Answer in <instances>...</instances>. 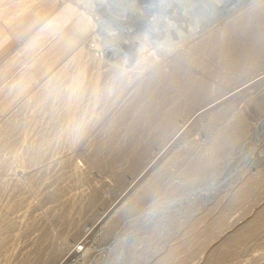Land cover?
<instances>
[{"label":"rangeland","instance_id":"rangeland-1","mask_svg":"<svg viewBox=\"0 0 264 264\" xmlns=\"http://www.w3.org/2000/svg\"><path fill=\"white\" fill-rule=\"evenodd\" d=\"M108 2L0 0V264H264V0L135 51Z\"/></svg>","mask_w":264,"mask_h":264},{"label":"water","instance_id":"water-1","mask_svg":"<svg viewBox=\"0 0 264 264\" xmlns=\"http://www.w3.org/2000/svg\"><path fill=\"white\" fill-rule=\"evenodd\" d=\"M199 4L203 6V9L200 8ZM106 5L113 16H121L126 24V26L119 27V34L116 38L121 44L120 49L125 47L123 45L125 33L141 34L144 32L151 39L159 40L166 38L168 32H170L168 29L176 33L177 27L183 25L186 21L194 23L199 21L209 22V20H214L215 17L213 5L205 4L202 0H160L156 4L147 5L144 13L141 14L136 9L137 0H109ZM176 6L180 7L179 16L176 18L175 26L168 28L165 22L166 14ZM127 49L132 48L127 47ZM232 167H227L226 174L232 172Z\"/></svg>","mask_w":264,"mask_h":264},{"label":"bare ground","instance_id":"bare-ground-1","mask_svg":"<svg viewBox=\"0 0 264 264\" xmlns=\"http://www.w3.org/2000/svg\"><path fill=\"white\" fill-rule=\"evenodd\" d=\"M219 1H226V0H216V1H213V0H202V2H204L205 4L206 3H209V4H211V5H213V13H214V15H215V17L213 18L214 20H209V22L208 21H204V22H200L199 21V26H201L200 28H207L209 25H212V23L213 22H216L219 18H220V16H221V14H223L224 12H226V9H224L223 8V6L221 7L220 6V4H219ZM239 1H246V0H239ZM98 2V1H97ZM104 2V1H103ZM97 6V5H96ZM199 6H200V8H202L203 9V6L201 5V4H199ZM177 16H179V14L177 15ZM177 16H175V22H176V18H178ZM105 19V18H104ZM171 19V18H170ZM173 19V18H172ZM108 20V19H107ZM152 22V21H151ZM165 22H166V18H165ZM166 24H167V22H166ZM186 26V25H185ZM167 27L168 28H171V26H168V24H167ZM174 27V26H173ZM183 27V25H180V26H178L177 27V32L176 33H173V32H171V29H168L170 32H168V35L166 36V39H170L171 38V36H173V34H178V32H179V30H180V28H182ZM198 27V26H197ZM98 28V27H97ZM103 28V27H102ZM111 31V30H110ZM181 31V30H180ZM181 33V32H180ZM181 35V34H180ZM189 37V36H188ZM161 39H163V38H161ZM171 40V39H170ZM135 42V41H134ZM134 42H129L128 43V41H126V40H124V42H123V45L127 48H132L131 49V51L132 50H134L133 48L135 47V45H134ZM176 42V41H175ZM171 44V43H170ZM113 46V45H112ZM134 46V47H133ZM118 47V46H117ZM111 48V47H110ZM115 49V48H114ZM110 50V49H109ZM111 51V50H110ZM130 51V52H131ZM135 51V50H134ZM115 52V51H114ZM132 54H134L133 52H132ZM232 170H234V166L232 167Z\"/></svg>","mask_w":264,"mask_h":264},{"label":"crops","instance_id":"crops-1","mask_svg":"<svg viewBox=\"0 0 264 264\" xmlns=\"http://www.w3.org/2000/svg\"><path fill=\"white\" fill-rule=\"evenodd\" d=\"M10 48L8 27L0 16V59Z\"/></svg>","mask_w":264,"mask_h":264}]
</instances>
